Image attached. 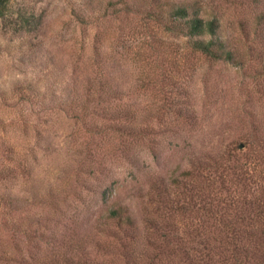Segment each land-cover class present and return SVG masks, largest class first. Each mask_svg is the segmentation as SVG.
I'll use <instances>...</instances> for the list:
<instances>
[{
	"label": "rangeland",
	"instance_id": "374dc122",
	"mask_svg": "<svg viewBox=\"0 0 264 264\" xmlns=\"http://www.w3.org/2000/svg\"><path fill=\"white\" fill-rule=\"evenodd\" d=\"M151 2L215 17L234 62L190 54L144 14ZM261 12L264 0H8L0 264H185L176 251L154 253L145 238L216 235V214L196 209V194L218 172L215 208L241 235L264 236ZM213 162L218 171L205 170ZM241 171L251 175L242 185ZM251 200L263 212L246 206ZM115 206L132 225L106 218ZM252 247L261 264L264 242Z\"/></svg>",
	"mask_w": 264,
	"mask_h": 264
},
{
	"label": "trees",
	"instance_id": "16d2710c",
	"mask_svg": "<svg viewBox=\"0 0 264 264\" xmlns=\"http://www.w3.org/2000/svg\"><path fill=\"white\" fill-rule=\"evenodd\" d=\"M7 1L8 0H0V17H2L5 12ZM144 14L161 26L163 32H168L176 37L183 38V45L190 54L198 53L209 60H225L230 62H234V57L238 56L237 51L232 48L224 38L218 35L219 23L215 17H203L196 11H190L189 7L185 4H176L165 8L161 3L157 2H151L147 6ZM258 19L264 23L263 12L259 13L256 17V22H259ZM180 58L182 57L178 59ZM178 59L176 63H174L175 66L181 65ZM164 61V65L168 63L166 59L159 60L161 64H163ZM154 63L157 64V61H154ZM163 68L164 66L159 67V74L156 75V78L159 79L158 82L167 80ZM173 86L175 91H177V86L179 85L173 82ZM217 165V162H213L209 167L205 168V170L210 167H215L214 171L217 172ZM221 168H223V166ZM221 168V172H228V169H225L226 165L224 168L225 170H221ZM238 172L239 170L236 173ZM217 175L218 177H216ZM206 176L204 180H206L207 185H209V190L205 193L203 189H200L199 191L201 193L196 194L199 200L197 205L198 208L196 209L202 210L205 214H208V212H214L216 214V217H211L213 222L210 224L211 226L219 228L216 235L209 234V236L201 237H196L194 235L192 238H181L176 234L165 233L158 235L156 238L146 237V245L150 246L154 250V253L158 252L157 254H160L159 250L161 249L166 251L165 255L167 256L174 254L176 251L178 255H181L185 264H255L257 256L254 253L252 245L256 241L262 244L264 242V236L257 237V235H251V231H248L246 235H241V233L236 230L237 221H234L232 218L231 220L230 218L227 219L224 215L225 211L220 210L219 212V209H216L212 203L216 192L218 193L220 189L224 187L223 181L219 178V172L215 176L213 174ZM250 177L251 175H249L248 172L241 171L240 175L235 178L237 182L242 185L241 180H249ZM201 179L202 177L199 176L200 181ZM214 186L217 189H213ZM246 202L249 204L246 206L256 211L263 212L260 209L261 205L257 206L254 204L255 201L251 200ZM106 218L109 219L115 227L132 225V218L126 213L125 207H110L107 211ZM148 222L151 226V230H153L154 224L150 223V221ZM223 230L229 231V234L219 235ZM262 257H264V254H262ZM54 263V261H50L48 264ZM256 264L260 263L257 262ZM261 264H264V260Z\"/></svg>",
	"mask_w": 264,
	"mask_h": 264
}]
</instances>
